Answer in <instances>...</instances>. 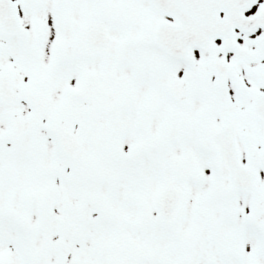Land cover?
I'll return each instance as SVG.
<instances>
[{
  "label": "snow or ice",
  "instance_id": "6c2138e0",
  "mask_svg": "<svg viewBox=\"0 0 264 264\" xmlns=\"http://www.w3.org/2000/svg\"><path fill=\"white\" fill-rule=\"evenodd\" d=\"M0 264H264V0H0Z\"/></svg>",
  "mask_w": 264,
  "mask_h": 264
}]
</instances>
